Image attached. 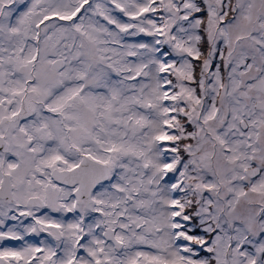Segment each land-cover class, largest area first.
<instances>
[{"label": "snow or ice", "instance_id": "6c2138e0", "mask_svg": "<svg viewBox=\"0 0 264 264\" xmlns=\"http://www.w3.org/2000/svg\"><path fill=\"white\" fill-rule=\"evenodd\" d=\"M0 264H264V0H0Z\"/></svg>", "mask_w": 264, "mask_h": 264}]
</instances>
